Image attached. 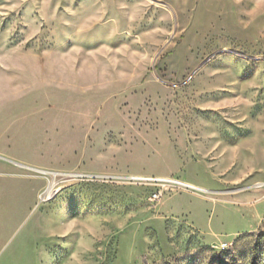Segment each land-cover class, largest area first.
Here are the masks:
<instances>
[{
  "label": "rangeland",
  "instance_id": "1",
  "mask_svg": "<svg viewBox=\"0 0 264 264\" xmlns=\"http://www.w3.org/2000/svg\"><path fill=\"white\" fill-rule=\"evenodd\" d=\"M0 264H264V0H0Z\"/></svg>",
  "mask_w": 264,
  "mask_h": 264
},
{
  "label": "built area",
  "instance_id": "2",
  "mask_svg": "<svg viewBox=\"0 0 264 264\" xmlns=\"http://www.w3.org/2000/svg\"><path fill=\"white\" fill-rule=\"evenodd\" d=\"M129 179L137 182H146L152 185H158L160 188H155L154 192L151 195V198L154 201H159L161 199L164 189L167 187L186 189V190L199 189L192 184L171 177H129Z\"/></svg>",
  "mask_w": 264,
  "mask_h": 264
}]
</instances>
